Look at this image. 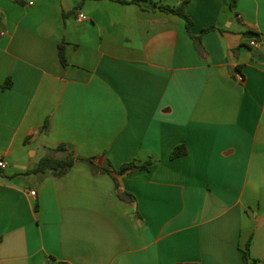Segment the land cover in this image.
<instances>
[{
	"label": "crops",
	"instance_id": "1",
	"mask_svg": "<svg viewBox=\"0 0 264 264\" xmlns=\"http://www.w3.org/2000/svg\"><path fill=\"white\" fill-rule=\"evenodd\" d=\"M0 159V264H264V0H0Z\"/></svg>",
	"mask_w": 264,
	"mask_h": 264
},
{
	"label": "trees",
	"instance_id": "2",
	"mask_svg": "<svg viewBox=\"0 0 264 264\" xmlns=\"http://www.w3.org/2000/svg\"><path fill=\"white\" fill-rule=\"evenodd\" d=\"M15 2H22V0H13ZM136 1V0H133ZM161 9L178 15L186 21V27L189 29L191 25V20L184 11L183 3L181 5L172 7V6H161ZM208 29L204 30L206 32ZM58 57L62 65H65V56H64V47L62 44L58 46ZM11 86L10 79H7L4 84L1 85L2 88H8ZM48 122L45 121L43 129H47ZM51 152L43 156L38 163L31 169H29L25 174L26 175H39L41 178L45 177L47 174L53 176H61L65 174L75 162L84 161L88 163L94 173H106L110 175H123L140 169H147L150 162L138 164L136 160L122 164L118 169H115L112 164L107 161L104 165H97L95 163L96 157L83 158L78 157L73 154L65 144H59L55 148L50 150ZM185 153L183 146H176L171 152V158H176ZM116 188L118 184L116 183ZM123 194L119 192V196L122 197ZM249 257L248 248L245 249L243 253V260L246 264ZM184 264H193V263H184ZM197 264V263H194Z\"/></svg>",
	"mask_w": 264,
	"mask_h": 264
},
{
	"label": "built area",
	"instance_id": "3",
	"mask_svg": "<svg viewBox=\"0 0 264 264\" xmlns=\"http://www.w3.org/2000/svg\"><path fill=\"white\" fill-rule=\"evenodd\" d=\"M87 19V17H86V15L85 14H83V13H78L77 14V20H79V21H84V20H86ZM3 34V33H2ZM250 46L251 47H254V48H258L259 47V44H258V42L257 41H255V40H252V41H250ZM237 81H239V82H241V81H243V76L239 73L238 75H237ZM7 167V163L3 160V159H0V169H5ZM32 195H34L35 194V192L34 191H31L30 192Z\"/></svg>",
	"mask_w": 264,
	"mask_h": 264
}]
</instances>
